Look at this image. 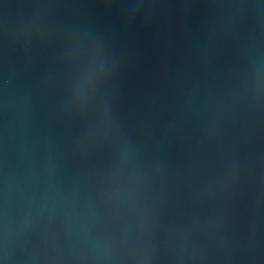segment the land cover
<instances>
[{"label": "water", "instance_id": "water-1", "mask_svg": "<svg viewBox=\"0 0 264 264\" xmlns=\"http://www.w3.org/2000/svg\"><path fill=\"white\" fill-rule=\"evenodd\" d=\"M0 264H264V0H0Z\"/></svg>", "mask_w": 264, "mask_h": 264}]
</instances>
